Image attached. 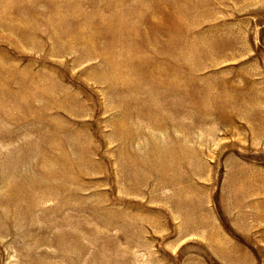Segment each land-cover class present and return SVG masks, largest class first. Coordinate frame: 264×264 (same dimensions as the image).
Wrapping results in <instances>:
<instances>
[{"label":"rangeland","instance_id":"rangeland-1","mask_svg":"<svg viewBox=\"0 0 264 264\" xmlns=\"http://www.w3.org/2000/svg\"><path fill=\"white\" fill-rule=\"evenodd\" d=\"M0 264H264V0H0Z\"/></svg>","mask_w":264,"mask_h":264},{"label":"bare ground","instance_id":"bare-ground-1","mask_svg":"<svg viewBox=\"0 0 264 264\" xmlns=\"http://www.w3.org/2000/svg\"><path fill=\"white\" fill-rule=\"evenodd\" d=\"M177 10H178V8H177ZM179 11V10H178ZM178 13L177 12H174V15H177ZM117 14L116 13H113L112 15H111V17H113V16H116ZM180 14H178L177 16H179ZM178 18V17H177ZM180 18V17H179ZM175 19V21L177 20L176 18H174ZM179 20V19H178ZM177 22V21H176ZM180 22V21H179ZM179 24V23H178ZM130 34H134V32H133V30H130ZM113 43V42H112ZM184 44V43H183ZM185 46V45H184ZM184 46H176L179 50H181L182 51V48L184 47ZM111 47H113V45H111ZM193 47V46H192ZM177 48H176V50H177ZM114 49V48H113ZM184 49V48H183ZM110 53V52H109ZM112 53V52H111ZM182 54V52H180L179 53V58L182 56L181 55ZM184 54V53H183ZM123 58V57H122ZM125 58V57H124ZM104 63L107 65V66H112V68H113V71L114 72H112V75L110 76V77H108V78H110L111 79V82L114 84V83H116L118 80H119V78L122 76V77H124L127 81L129 80L130 81V77H131V73H130V70H128L127 72H125V74H123V75H121V73L122 72H120L121 71V69H120V67H121V65L124 63V65H128V66H131V63H132V61H130L128 58L127 59H124L125 61H118V60H116V59H114V58H112L111 56L110 57H104ZM193 64V63H192ZM151 73L153 74V75H156L157 76V74H159L160 76L159 77H161V78H163V80H165L166 79V74H165V71H163V68H162V66H161V64L160 63H156V64H153V65H151ZM122 80V79H121ZM128 81V82H129ZM172 84L173 85H175V84H177L176 83V81H173L172 80ZM178 82V81H177ZM172 87V86H171Z\"/></svg>","mask_w":264,"mask_h":264}]
</instances>
